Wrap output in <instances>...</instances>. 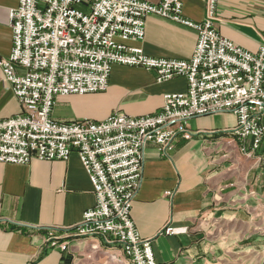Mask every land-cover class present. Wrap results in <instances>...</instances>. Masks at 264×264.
<instances>
[{"label": "built area", "instance_id": "1", "mask_svg": "<svg viewBox=\"0 0 264 264\" xmlns=\"http://www.w3.org/2000/svg\"><path fill=\"white\" fill-rule=\"evenodd\" d=\"M218 4L208 0L202 23L184 16L182 0H19L10 11L13 47L10 56H0V70L21 112L0 120V163L67 162L76 154L96 198L66 237L48 234L51 248L65 251L70 239L98 238L120 247L134 264H157L151 240L141 237L131 215L146 146L153 143L167 156L178 138L203 133L190 130L193 119L236 116L229 131L246 154H259L264 167V44L254 53L221 36L214 27ZM152 16L197 32L191 58L150 57L130 45L145 39ZM114 66L154 72L158 83L184 77L188 87L165 95L153 115L114 113L100 122L54 118L59 98L107 92Z\"/></svg>", "mask_w": 264, "mask_h": 264}, {"label": "crops", "instance_id": "2", "mask_svg": "<svg viewBox=\"0 0 264 264\" xmlns=\"http://www.w3.org/2000/svg\"><path fill=\"white\" fill-rule=\"evenodd\" d=\"M158 4L162 0H144ZM186 18L207 19L208 0H182ZM19 0H0V56H10L9 13ZM216 31L237 46L258 52L264 44V0H219ZM198 41L195 30L152 16L142 42L131 43L150 57L185 60ZM0 70V120L16 116L21 105ZM186 78L158 83L154 72L114 66L105 93L59 98L54 118L61 122H100L113 113L133 117L157 114L167 94L187 90ZM65 110L57 114L56 108ZM231 114L189 122L195 135L178 138L163 156L149 143L142 186L132 218L143 239L151 240L157 264H264V167L259 154H246L229 130ZM252 139L246 140L250 152ZM96 198L74 154L67 162L0 163V264H133L123 250L101 239H70L51 248L47 236L66 237ZM170 226L172 235H161Z\"/></svg>", "mask_w": 264, "mask_h": 264}, {"label": "rangeland", "instance_id": "3", "mask_svg": "<svg viewBox=\"0 0 264 264\" xmlns=\"http://www.w3.org/2000/svg\"><path fill=\"white\" fill-rule=\"evenodd\" d=\"M162 19V18H161ZM166 20V19H165ZM169 21V20H168ZM172 22V21H171ZM175 23V22H174ZM177 24V23H176ZM4 80V79H3ZM5 82V81H4ZM6 83V82H5ZM65 110V108H64V106H58L57 108H56V112H57V114H59V113H61L62 111H64ZM114 114V113H113ZM168 227H170V226H168ZM173 229V228H172ZM173 233H174V231H173ZM163 235H165V234H163ZM126 256V255H125ZM129 259V258H128ZM130 260V259H129ZM133 263V262H132ZM134 264V263H133Z\"/></svg>", "mask_w": 264, "mask_h": 264}]
</instances>
